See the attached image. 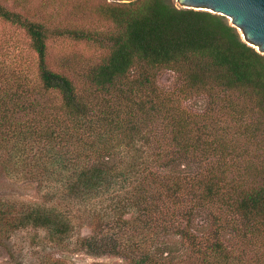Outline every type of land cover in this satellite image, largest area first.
<instances>
[{"label": "trees", "instance_id": "16d2710c", "mask_svg": "<svg viewBox=\"0 0 264 264\" xmlns=\"http://www.w3.org/2000/svg\"><path fill=\"white\" fill-rule=\"evenodd\" d=\"M70 9L80 25L0 2V19L25 32L36 56L34 65L0 56V173L30 167L55 182L52 205L0 200V237L32 226L69 240L67 202L93 220L77 242L93 257L264 264V55L226 17L175 0ZM59 39L101 54L64 57L55 70L49 45ZM227 230L255 253L231 247Z\"/></svg>", "mask_w": 264, "mask_h": 264}, {"label": "rangeland", "instance_id": "374dc122", "mask_svg": "<svg viewBox=\"0 0 264 264\" xmlns=\"http://www.w3.org/2000/svg\"><path fill=\"white\" fill-rule=\"evenodd\" d=\"M10 10L25 12L35 20H42L44 16L59 14V19L69 25H80L75 20H69L67 15L74 3L95 9L108 0H0ZM109 3V2H108ZM175 4L178 6L176 0ZM101 26L98 19L89 20ZM71 23V24H70ZM49 64L50 67L61 71L64 57L74 62L90 60L99 57V52L94 47L84 42H75L70 39H59L50 42ZM0 56L28 60L33 65L36 56L30 48L29 38L25 32L0 19ZM35 68L33 67V71ZM174 77L165 73L162 83L174 88ZM142 150V148H139ZM144 155L148 153L143 148ZM30 167L18 166L11 173H0V200L15 202L21 207L35 205H52L53 199L47 189L55 185V182L47 177L39 180L28 175ZM49 187V188H48ZM63 209L72 213L73 233L65 242H55L46 230L37 227H26L14 230L0 237V264H122L121 260L112 256L93 257L83 251H79L77 242L92 234L93 220L91 216L83 212V208L73 206L71 203L61 202ZM228 231L229 245L238 250L251 254L257 249L253 242L247 238L242 239L232 231ZM255 256V255H254ZM259 257V256H258Z\"/></svg>", "mask_w": 264, "mask_h": 264}, {"label": "water", "instance_id": "95a60500", "mask_svg": "<svg viewBox=\"0 0 264 264\" xmlns=\"http://www.w3.org/2000/svg\"><path fill=\"white\" fill-rule=\"evenodd\" d=\"M137 0H108L131 3ZM179 8L222 15L235 27L242 40L264 55V0H176Z\"/></svg>", "mask_w": 264, "mask_h": 264}]
</instances>
